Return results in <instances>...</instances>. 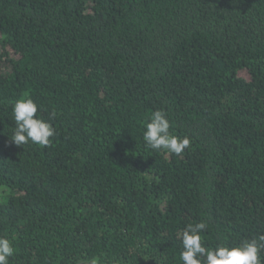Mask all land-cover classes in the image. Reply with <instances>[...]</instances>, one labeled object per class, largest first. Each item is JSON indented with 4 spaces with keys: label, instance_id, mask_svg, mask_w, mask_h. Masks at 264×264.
<instances>
[{
    "label": "trees",
    "instance_id": "obj_1",
    "mask_svg": "<svg viewBox=\"0 0 264 264\" xmlns=\"http://www.w3.org/2000/svg\"><path fill=\"white\" fill-rule=\"evenodd\" d=\"M25 97L47 147L10 140ZM157 109L182 155L144 145ZM0 195L9 264H182L201 221L208 248L264 235V0H0Z\"/></svg>",
    "mask_w": 264,
    "mask_h": 264
},
{
    "label": "clouds",
    "instance_id": "obj_2",
    "mask_svg": "<svg viewBox=\"0 0 264 264\" xmlns=\"http://www.w3.org/2000/svg\"><path fill=\"white\" fill-rule=\"evenodd\" d=\"M14 127L11 142L22 147L32 144L47 147L50 138L56 135L52 124L38 118V105L30 98L17 99L11 106ZM144 145L154 151L180 156L191 145L188 136L170 132V120L164 110L153 111L145 122L142 132ZM208 229L204 221L188 223L178 234L180 240L179 260L182 264H264L260 253L264 251V235L242 240L234 246L226 242L208 248L202 242V232ZM15 250L6 236H0V264H9ZM87 264H101L100 257H92Z\"/></svg>",
    "mask_w": 264,
    "mask_h": 264
},
{
    "label": "rangeland",
    "instance_id": "obj_3",
    "mask_svg": "<svg viewBox=\"0 0 264 264\" xmlns=\"http://www.w3.org/2000/svg\"><path fill=\"white\" fill-rule=\"evenodd\" d=\"M0 198H1V195H0ZM84 264H87V263H84Z\"/></svg>",
    "mask_w": 264,
    "mask_h": 264
}]
</instances>
